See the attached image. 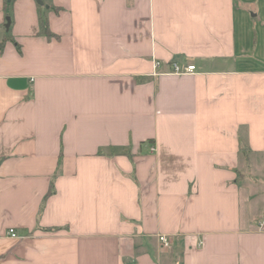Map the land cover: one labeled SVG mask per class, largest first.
Instances as JSON below:
<instances>
[{
  "label": "crops",
  "instance_id": "1",
  "mask_svg": "<svg viewBox=\"0 0 264 264\" xmlns=\"http://www.w3.org/2000/svg\"><path fill=\"white\" fill-rule=\"evenodd\" d=\"M262 220L264 0H0V264H264Z\"/></svg>",
  "mask_w": 264,
  "mask_h": 264
},
{
  "label": "built area",
  "instance_id": "2",
  "mask_svg": "<svg viewBox=\"0 0 264 264\" xmlns=\"http://www.w3.org/2000/svg\"><path fill=\"white\" fill-rule=\"evenodd\" d=\"M160 63L159 62H155L154 63V68L159 67ZM172 69L173 72L176 74H184V73H190V72H194L195 71V65L193 64H187L185 66H180L178 63L173 62L172 63ZM151 149L153 150L154 148L151 147ZM264 228V220H262L259 224H258V229L259 230H263ZM1 237H7V238H14V239H18L20 236L17 234V232L15 231V229L13 227H9L5 230L4 235L0 234V238ZM160 242L162 243V245L164 247H167L169 245V239L168 236L165 234H160L158 236Z\"/></svg>",
  "mask_w": 264,
  "mask_h": 264
},
{
  "label": "trees",
  "instance_id": "3",
  "mask_svg": "<svg viewBox=\"0 0 264 264\" xmlns=\"http://www.w3.org/2000/svg\"><path fill=\"white\" fill-rule=\"evenodd\" d=\"M55 12H58V8L57 7H53ZM40 27H41V32L46 35V37L50 38L53 35V33L50 32L49 28H48V24H47V20L45 17H41L40 16ZM53 192V183L50 184V188L46 194V197L51 194Z\"/></svg>",
  "mask_w": 264,
  "mask_h": 264
},
{
  "label": "water",
  "instance_id": "4",
  "mask_svg": "<svg viewBox=\"0 0 264 264\" xmlns=\"http://www.w3.org/2000/svg\"><path fill=\"white\" fill-rule=\"evenodd\" d=\"M40 3V0H37ZM7 24L9 23L10 19L9 17H6Z\"/></svg>",
  "mask_w": 264,
  "mask_h": 264
}]
</instances>
